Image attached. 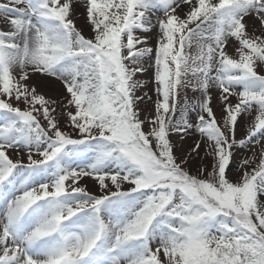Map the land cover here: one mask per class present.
I'll list each match as a JSON object with an SVG mask.
<instances>
[{
    "label": "snow or ice",
    "instance_id": "obj_1",
    "mask_svg": "<svg viewBox=\"0 0 264 264\" xmlns=\"http://www.w3.org/2000/svg\"><path fill=\"white\" fill-rule=\"evenodd\" d=\"M0 264H264V0H0Z\"/></svg>",
    "mask_w": 264,
    "mask_h": 264
}]
</instances>
